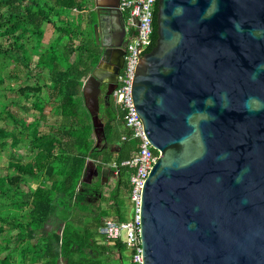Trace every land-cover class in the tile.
Here are the masks:
<instances>
[{
	"label": "water",
	"instance_id": "95a60500",
	"mask_svg": "<svg viewBox=\"0 0 264 264\" xmlns=\"http://www.w3.org/2000/svg\"><path fill=\"white\" fill-rule=\"evenodd\" d=\"M94 5L98 44L99 7L125 31L120 0ZM156 33L131 91L159 152L141 190L143 264H264V0H158ZM112 45L82 87L96 146L102 84L109 96L119 82Z\"/></svg>",
	"mask_w": 264,
	"mask_h": 264
},
{
	"label": "trees",
	"instance_id": "16d2710c",
	"mask_svg": "<svg viewBox=\"0 0 264 264\" xmlns=\"http://www.w3.org/2000/svg\"><path fill=\"white\" fill-rule=\"evenodd\" d=\"M93 5L0 0V152L11 147L6 161L0 154V264H61V257L66 264H107L99 228L106 218L130 216L134 169L121 163L139 149V140L123 139L125 110L113 95L100 104L105 137L96 146L82 94L102 54ZM49 25L59 33L45 44ZM156 37L155 21L149 50ZM89 159L98 172L92 180L86 179ZM116 166V187L107 197L106 174ZM110 199L113 213L102 205ZM130 207L131 213L129 201ZM109 246L126 250L122 242Z\"/></svg>",
	"mask_w": 264,
	"mask_h": 264
},
{
	"label": "built area",
	"instance_id": "2783aa9c",
	"mask_svg": "<svg viewBox=\"0 0 264 264\" xmlns=\"http://www.w3.org/2000/svg\"><path fill=\"white\" fill-rule=\"evenodd\" d=\"M157 1L120 0L119 5L122 11L128 13L126 26L128 28L135 27L137 32L130 38L126 47L123 69L113 94L116 101L125 110L123 123L128 133L123 135V139H127L128 136L138 139L139 149L130 159L121 163L134 169L130 176L129 201L132 206L130 217L123 220L106 218L100 226L99 232L112 245L115 242H122L128 250L130 262L133 264H143L140 237L141 190L146 176L158 159L159 152L144 133L143 121L135 109L131 91L138 60L149 51L153 43ZM119 171V167L116 166L111 175L114 181L113 185L119 176Z\"/></svg>",
	"mask_w": 264,
	"mask_h": 264
},
{
	"label": "flooded vegetation",
	"instance_id": "af4514ba",
	"mask_svg": "<svg viewBox=\"0 0 264 264\" xmlns=\"http://www.w3.org/2000/svg\"><path fill=\"white\" fill-rule=\"evenodd\" d=\"M94 1V0H93ZM104 3L109 2L111 4L112 2L114 4H117L119 0H102ZM95 8V5H93ZM108 6H102L98 9L100 10V15L103 17L102 19H105L102 22V39L100 48L102 49V54L104 51V46H102V43H114L115 45L112 46H119L116 50H114V53H111V60L108 64L106 70L108 71V67L115 71L116 69H119L118 77L120 76L123 65H124V59L126 56V47L130 41V38L137 32V29L135 27L128 28L125 26V31L123 29V20L118 16L115 12H112L108 9ZM96 9V8H95ZM97 13V10H96ZM124 17H127L126 14H124ZM108 19L110 21H108ZM126 22L127 19L125 18ZM101 54V55H102ZM112 72V71H110ZM113 73V72H112ZM107 83L102 84V93L100 95V104L106 103L108 98H111L113 95H106L107 92Z\"/></svg>",
	"mask_w": 264,
	"mask_h": 264
},
{
	"label": "rangeland",
	"instance_id": "374dc122",
	"mask_svg": "<svg viewBox=\"0 0 264 264\" xmlns=\"http://www.w3.org/2000/svg\"><path fill=\"white\" fill-rule=\"evenodd\" d=\"M129 22H130V20H129ZM58 24L60 25V22H58ZM49 26L51 27L50 31L47 32L46 36H44V39H43L45 44H48L50 42V40L53 39L59 33V31L57 29H55V28L53 29V27L51 25H49ZM20 102H21V100H20ZM22 103L30 104L31 102L23 101ZM49 110H50V106L48 105L47 106V111H49ZM10 152H11V147H10V143H8L3 148V150L0 152V154L3 155V157H4L3 158L4 161H6L7 158H9ZM88 168H86V179H89V180L91 179L92 180L93 178H95L96 172L94 171V166H91L90 170H88ZM111 175H112L111 172H107V174H106V177H107L106 183H105V185L103 187V193L107 197H109L111 195L112 190L116 187V181H115L114 185L112 184L114 181H113V177ZM124 197L126 198L125 195H124ZM113 203H114V200L110 199V200L104 201L102 203V205H103L104 208L108 207L110 209V211H112V213H113L112 208H110V205H112ZM126 205H127L126 206L127 216H129L131 214L130 213L131 207L129 208V201H128L127 198H126ZM114 216H117V215H115V213H114V214H111V216H107V217H114ZM54 226L55 225H54V223L52 221H50L47 224V228L48 229H52ZM102 243H108V242H102ZM109 245H110V243H108L107 250L105 252H100V253H102L101 257L103 259L106 258L107 261H110V264H122L123 261H125V264H130L131 263L130 262V256H128L129 252H128L127 249L124 252H121L120 250L116 249L115 247H110ZM61 261H62L61 264H66L64 257H61Z\"/></svg>",
	"mask_w": 264,
	"mask_h": 264
},
{
	"label": "crops",
	"instance_id": "0c3cea01",
	"mask_svg": "<svg viewBox=\"0 0 264 264\" xmlns=\"http://www.w3.org/2000/svg\"><path fill=\"white\" fill-rule=\"evenodd\" d=\"M103 261H105L107 264H110V261L108 262L106 258H104Z\"/></svg>",
	"mask_w": 264,
	"mask_h": 264
},
{
	"label": "clouds",
	"instance_id": "9594fccd",
	"mask_svg": "<svg viewBox=\"0 0 264 264\" xmlns=\"http://www.w3.org/2000/svg\"><path fill=\"white\" fill-rule=\"evenodd\" d=\"M156 11H157V10H156ZM123 13L126 14L124 11H123ZM125 18L127 19V17H125ZM125 26H126V23H125ZM112 95H114V94H112Z\"/></svg>",
	"mask_w": 264,
	"mask_h": 264
},
{
	"label": "bare ground",
	"instance_id": "6f19581e",
	"mask_svg": "<svg viewBox=\"0 0 264 264\" xmlns=\"http://www.w3.org/2000/svg\"><path fill=\"white\" fill-rule=\"evenodd\" d=\"M125 12V11H124Z\"/></svg>",
	"mask_w": 264,
	"mask_h": 264
}]
</instances>
